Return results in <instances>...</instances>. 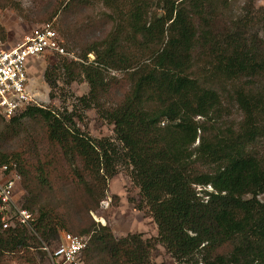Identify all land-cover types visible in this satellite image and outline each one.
Here are the masks:
<instances>
[{
	"label": "trees",
	"instance_id": "trees-1",
	"mask_svg": "<svg viewBox=\"0 0 264 264\" xmlns=\"http://www.w3.org/2000/svg\"><path fill=\"white\" fill-rule=\"evenodd\" d=\"M94 2L118 22L83 52L92 62L59 58L44 72L51 88L82 80L88 91L71 110L29 104L0 115V159L16 162L33 217L30 228H3L0 215V264L18 254L35 263L59 231L89 236L85 264H159L157 245L187 264H264V38L253 29L264 33V14L229 19L227 0H60L44 16ZM107 68L124 75L118 81ZM225 101L240 111L234 126L216 125ZM89 108L112 124L117 143L78 126ZM21 119L40 124L44 144L31 137L5 151ZM119 165L156 236L117 237L89 216ZM47 192L56 203L43 201Z\"/></svg>",
	"mask_w": 264,
	"mask_h": 264
},
{
	"label": "rangeland",
	"instance_id": "rangeland-1",
	"mask_svg": "<svg viewBox=\"0 0 264 264\" xmlns=\"http://www.w3.org/2000/svg\"><path fill=\"white\" fill-rule=\"evenodd\" d=\"M59 1L0 0V47L13 46L24 40V37L30 34L31 30L38 24L45 21L51 22L69 56L47 52L32 59L27 70L28 89L33 96L34 102L32 104L34 105L71 110L72 104H75V98L88 91V84L82 80L73 81L70 85L58 81L57 86L51 88L44 79L45 69L48 65L56 63L59 58L75 62L83 60L88 62L92 58L89 54H92L93 57L94 54L89 52L86 54V58H82L83 52L93 42L100 41L108 36L118 22V15L102 3L94 2L85 6L74 5L66 12H58L56 16L47 19L44 16L45 12L55 7ZM227 2L225 16L229 19H235L238 16L245 18V15L251 18L250 15L255 11L253 17L255 20L261 13L264 14V0H227ZM251 6L255 9H252ZM154 10L156 11V9ZM253 29L264 38V33L258 24ZM106 71L107 76L118 79V81L124 75L123 70L107 68ZM122 82H120L118 89L113 90L114 94L110 98L112 101L119 98L120 87H124L125 84V82H123L124 84ZM224 104L226 110L216 125H236L241 116L240 111L233 102L226 103L225 101ZM19 113L17 114L19 115ZM82 115L83 121L78 122L81 129L87 131L93 137L108 136L115 143L118 142L114 138L112 124L99 117L94 108L83 110ZM17 126L18 128L16 126L12 127V135H7V146H4L5 151L23 147V139L26 141L31 137L36 138L32 139L33 142L38 140L41 144H44L41 139V126L38 122L21 119ZM23 128H26L25 131H23ZM261 145L263 146L261 149L264 148V142ZM206 189L211 190L209 186H206ZM71 194L78 197L77 192H71ZM25 195V189L19 184L16 193L18 204L22 205ZM105 195L96 209L89 211V216L94 222L107 224L117 237L127 233H140L143 238L156 236V224L147 207L141 202L139 189L131 182L123 166L119 165L116 174L108 179ZM42 198L43 201H49L52 204L56 203L57 200L49 192L45 193ZM258 198L263 201L264 193L260 194ZM59 233L62 232L59 231ZM43 244L48 246L49 249L56 246L54 243L53 245ZM41 249L44 252V257L42 258L38 253H34L35 263L24 259L23 256L18 254L17 256L6 255L3 264H50L47 252L42 247ZM152 259L159 264H187L174 260L161 245H157L156 251L152 254Z\"/></svg>",
	"mask_w": 264,
	"mask_h": 264
},
{
	"label": "built area",
	"instance_id": "built-area-1",
	"mask_svg": "<svg viewBox=\"0 0 264 264\" xmlns=\"http://www.w3.org/2000/svg\"><path fill=\"white\" fill-rule=\"evenodd\" d=\"M51 52L69 56L58 32L49 21L35 26L21 42L0 47V115L9 118L34 102L28 89V64L41 54ZM88 62H92L94 57ZM20 184L17 164L13 159H0V215L2 227L13 224L31 227V212L17 203ZM89 237L63 231L55 247L43 244L50 264H85L83 251Z\"/></svg>",
	"mask_w": 264,
	"mask_h": 264
},
{
	"label": "bare ground",
	"instance_id": "bare-ground-1",
	"mask_svg": "<svg viewBox=\"0 0 264 264\" xmlns=\"http://www.w3.org/2000/svg\"><path fill=\"white\" fill-rule=\"evenodd\" d=\"M102 221V220H101Z\"/></svg>",
	"mask_w": 264,
	"mask_h": 264
},
{
	"label": "crops",
	"instance_id": "crops-1",
	"mask_svg": "<svg viewBox=\"0 0 264 264\" xmlns=\"http://www.w3.org/2000/svg\"><path fill=\"white\" fill-rule=\"evenodd\" d=\"M10 47V46H9Z\"/></svg>",
	"mask_w": 264,
	"mask_h": 264
}]
</instances>
